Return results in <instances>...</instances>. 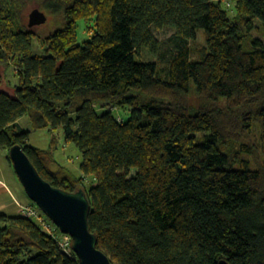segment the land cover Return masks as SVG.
I'll return each mask as SVG.
<instances>
[{
    "label": "trees",
    "instance_id": "obj_1",
    "mask_svg": "<svg viewBox=\"0 0 264 264\" xmlns=\"http://www.w3.org/2000/svg\"><path fill=\"white\" fill-rule=\"evenodd\" d=\"M229 1L0 0V150L12 164L19 144L50 184L85 190L90 230L112 264H264V40L252 36L264 0ZM31 4L61 13L62 27L40 35L25 25ZM153 27L173 32L158 40ZM198 29L205 44L191 58ZM9 71L12 92L1 88ZM23 116L61 128L79 175L52 168L55 136L49 149L28 143ZM0 264L78 260L36 220L0 211Z\"/></svg>",
    "mask_w": 264,
    "mask_h": 264
},
{
    "label": "rangeland",
    "instance_id": "obj_2",
    "mask_svg": "<svg viewBox=\"0 0 264 264\" xmlns=\"http://www.w3.org/2000/svg\"><path fill=\"white\" fill-rule=\"evenodd\" d=\"M230 2L227 0V3ZM231 3V2H230ZM230 3L228 5H230ZM36 7V4H31L27 7V10L24 12L22 21L26 25L28 24V14L29 12ZM40 9L45 12L47 15V21L45 24L36 26L37 29H35V32L39 33L40 35L49 34L52 31L61 28L64 23V18L62 17L61 13L58 12H50L49 10L45 8ZM230 14L233 13L231 9V5L229 6ZM254 28L252 31V36L260 38L264 40V28H262V23L259 19H254ZM35 27V28H36ZM84 22L79 21L78 22V28H77V42L79 44H83L86 40L89 39L90 33L86 30ZM152 32L154 36L158 40H164L166 39L173 30L170 28H162V29H156L152 28ZM205 44V37L204 33L201 29H198L196 32V36L193 41H191V51L190 56L191 58L197 57V50L204 46ZM33 50L35 54H42V49L34 43ZM141 58L144 60H155L152 56H150L145 50L141 52ZM9 86L13 87L17 82V76L13 71H9L7 73V77L3 80V83L1 85V88L7 92H12V89L7 86L6 82ZM191 103V112L195 113L198 110V101L197 98L194 95H191L190 98ZM225 102V98L221 97L219 100V104L223 105ZM117 114H119V118H126L127 112L126 111H118ZM18 125L21 129L26 130L29 132L28 134V143L32 146H36L41 149H49L52 142V137H56L57 144L54 148H52V155L55 159V163L52 164L53 169H57L59 165L67 167L69 170H71L75 175H79V163H80V153L79 150L76 148V146L72 142H66L64 139L63 132L61 128L57 130H50L48 128H41V129H35L32 127L31 122L27 116H23L18 120ZM259 125L257 122L253 123V136H254V142L256 147L255 157H249L253 165H257L261 163L262 161V154H261V145H260V130ZM205 132H197L194 135L197 137V139ZM7 152L5 149L0 150V180L6 184L8 189L10 190L12 194V199L14 201L18 200L22 204H28L30 203V199L27 196L22 184L19 181V178L17 177L14 168L12 164L8 161ZM135 170L132 169L129 172L128 176H133L135 174ZM90 178V179H89ZM0 182V184H2ZM92 182L91 177L85 178V185L88 186ZM10 199L9 196L6 193L0 194V200L2 199ZM25 200V201H23ZM17 205V204H16ZM6 210V211H5ZM3 212H6L8 214H16L18 213L15 208L13 209H5L3 208Z\"/></svg>",
    "mask_w": 264,
    "mask_h": 264
},
{
    "label": "water",
    "instance_id": "obj_3",
    "mask_svg": "<svg viewBox=\"0 0 264 264\" xmlns=\"http://www.w3.org/2000/svg\"><path fill=\"white\" fill-rule=\"evenodd\" d=\"M47 15L39 7L28 14V27L45 24ZM8 156L27 196L56 225L71 236L70 246L78 264H112L97 248V235L90 230V203L83 188L75 191L55 187L45 180L19 144L12 145ZM219 264H227L220 260Z\"/></svg>",
    "mask_w": 264,
    "mask_h": 264
},
{
    "label": "built area",
    "instance_id": "obj_4",
    "mask_svg": "<svg viewBox=\"0 0 264 264\" xmlns=\"http://www.w3.org/2000/svg\"><path fill=\"white\" fill-rule=\"evenodd\" d=\"M15 203L19 207V212L23 216L32 218L51 236L54 237L59 247L66 253H70L72 248L70 246L71 236L57 231L56 225L40 210V208L34 203L22 204L18 200Z\"/></svg>",
    "mask_w": 264,
    "mask_h": 264
},
{
    "label": "crops",
    "instance_id": "obj_5",
    "mask_svg": "<svg viewBox=\"0 0 264 264\" xmlns=\"http://www.w3.org/2000/svg\"><path fill=\"white\" fill-rule=\"evenodd\" d=\"M6 152H7V150H6ZM6 157H7V155H6ZM0 182H2V180H0ZM1 193H6L9 196L10 199H6L5 200L3 198L2 200H0V210H2L3 208H5V209H7V208H9V209L15 208V210L18 212L16 214H19L20 213L19 212V207H18V205H16L15 201L11 198L12 194H11L10 190L8 189V187L6 186V184H4V182H2V184H0V194ZM23 201H25V200H23ZM11 215H14V214H11Z\"/></svg>",
    "mask_w": 264,
    "mask_h": 264
},
{
    "label": "bare ground",
    "instance_id": "obj_6",
    "mask_svg": "<svg viewBox=\"0 0 264 264\" xmlns=\"http://www.w3.org/2000/svg\"><path fill=\"white\" fill-rule=\"evenodd\" d=\"M90 179V178H89Z\"/></svg>",
    "mask_w": 264,
    "mask_h": 264
}]
</instances>
